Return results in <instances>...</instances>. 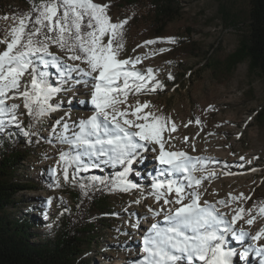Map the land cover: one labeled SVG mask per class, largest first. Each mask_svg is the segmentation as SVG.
Returning a JSON list of instances; mask_svg holds the SVG:
<instances>
[{
    "label": "rangeland",
    "instance_id": "1",
    "mask_svg": "<svg viewBox=\"0 0 264 264\" xmlns=\"http://www.w3.org/2000/svg\"><path fill=\"white\" fill-rule=\"evenodd\" d=\"M40 2L38 0L33 6ZM95 2L109 4L108 15L113 22L130 18L123 29L121 42L124 47L119 58L139 56L141 62L135 65L134 70L146 74V70L151 68L156 80H166L169 73L178 74L179 81L166 85L164 90L153 91L148 80L140 93H129L128 102L134 105L137 100L147 101L150 107L145 111L167 118L169 123L163 133L165 151L183 152L186 157L192 158V163H196L198 158L204 161L206 171H197L193 175L207 176L215 173L196 189L202 193L201 204L207 201L208 205L214 206L215 211L229 208L231 216L226 215L224 219L230 230L224 233L223 247L235 253L233 263L260 264L264 258V249L260 248V245H264V237L259 241H254L251 237L264 228V212H261L264 207V78L258 70L250 69L247 59L233 67L228 60L245 34L248 1L177 0L180 14L167 25L160 38L149 33V26L144 19L145 4L134 9H122L113 0ZM10 6L25 9V13L33 8L20 0H0V39L8 37L10 28L14 23L18 24V18L22 16L10 13ZM6 16L8 19L4 18ZM168 37L175 38V41L195 42L198 55H184L178 51L174 53L170 50L173 42L168 41ZM149 40L155 43L145 45L144 42ZM138 45L141 47H137ZM5 47L6 45L0 44V51ZM160 49L166 51L162 52ZM50 51L65 63L80 64L87 69V65L80 61L67 60V54L54 45L50 47ZM192 52L195 51L192 49ZM53 68L56 67L51 64L48 68L44 67L52 69V72ZM126 69L131 71L133 66L127 65ZM95 75L96 73L93 74ZM77 80L81 82L77 83ZM93 83L92 77L82 76L77 72H73L71 79L62 82L60 91L48 101L53 110L37 117L34 130L42 122L51 124L53 119H63L69 125V130L64 132L63 124L60 125V130L53 128L50 133L52 143L41 145L35 154L23 160L24 165L18 170L19 178L28 188L17 193L18 203L10 213L35 222L32 230L41 237L53 235L54 217L63 205L71 203L66 188L73 170L70 165L60 161V154L63 152L74 156L77 152H83V149H77L63 140L64 137L72 138V133L79 131L80 122L75 123V120H85L93 114ZM28 84L30 77L26 76L19 91ZM19 91H10L7 97H0L5 99L4 111L0 116L8 119L15 117V121H9L6 125L23 123L26 109ZM12 104H17L18 108L11 110ZM173 125L175 131H171ZM50 131L48 126L41 133L47 136ZM159 151V145L149 143L140 150L139 155L131 159L129 182L138 187L128 191H122L118 187L110 194V201L118 210V221L114 227L102 230V239L86 253L91 263L142 264L141 260L146 255L143 252V242L148 234L147 229L141 238L143 242L136 238L142 219L166 227L164 215L170 209L178 207L174 203V194L166 197L173 201L171 204H164L165 197L160 201L155 199L152 184L156 180H172L184 186L186 193L193 191L187 187L186 173L164 172L169 166L161 165L156 160ZM81 161V166L96 162L105 164L103 172L108 173L122 170L124 166L112 162L109 157L97 160L96 157L82 156ZM65 167L68 168V181L64 180ZM162 172L164 175H161ZM258 195L262 202L254 206L252 200ZM185 202H188L187 196ZM241 208H245V215L233 224L232 217ZM249 219L253 220L252 224L247 222ZM245 251L248 255L243 259ZM196 262L201 261L181 259L178 264Z\"/></svg>",
    "mask_w": 264,
    "mask_h": 264
},
{
    "label": "snow or ice",
    "instance_id": "2",
    "mask_svg": "<svg viewBox=\"0 0 264 264\" xmlns=\"http://www.w3.org/2000/svg\"><path fill=\"white\" fill-rule=\"evenodd\" d=\"M108 8L109 4L96 3L95 0H41L30 12L19 17L18 24L14 23L10 28L8 37L0 39V44L6 45L0 51V97H7L10 91H19L23 78L30 77V84L25 85L19 95L23 97L24 108L29 115L43 116L53 110L48 100L60 89L48 84L46 74L37 68V63L45 68L51 64L67 79L72 78L73 72L92 77L93 114L80 121L79 131L72 133V138L64 137L63 140L77 149H83V152H77L74 156L62 152L60 161L66 165H81L82 156L96 157L97 160L109 157L114 163L127 165L147 144L159 145L160 151L156 160L161 165L169 166L164 172L186 173L187 187L193 191L186 193L184 186L172 180H156L152 184L157 201L165 197L164 204H171L173 201L166 197L174 194V203L178 207L170 209L164 215L166 227L152 223L148 229L143 242L146 264H178L181 259H195L203 264H233V251L223 247L224 233L230 230L228 223L223 214L216 212L207 201L201 204L202 193L196 190L215 173L207 176L193 175L197 171H206L204 161L198 158L196 163H192V158L186 157L183 152L165 151L163 133L169 123L167 118L145 111L150 107L147 101L137 100L134 105L129 104V93H140L144 90L147 81L153 79V70L147 69L146 74L134 70L135 65L141 62L139 56L119 58L124 47L121 42L123 29L130 18L113 22L108 15ZM4 18L8 19L7 16ZM29 24L32 25L31 29ZM166 39L175 42L173 37ZM144 43L147 45L155 41ZM53 45L67 54V60L80 61L87 65V69L80 64L65 63L61 57L50 51ZM130 64L133 66L131 71L126 69ZM80 82L77 80V83ZM156 87L163 86L157 81L152 90H156ZM3 105L5 99L0 98V106ZM16 108L17 104L11 105V110ZM3 111L0 107V113ZM12 120L15 121L14 116ZM57 123L63 124L64 132H68L69 125L63 119ZM171 131H175L174 125ZM91 166L98 167L99 164L93 163ZM128 171L130 169L125 167L119 184L116 185L122 191L138 187L124 178ZM63 172L64 180L68 181V168L65 167ZM186 196L188 202H185ZM242 211L233 215V224L240 218ZM261 212H264V207ZM247 222L252 224L253 220L249 219ZM221 225L224 227L221 228ZM262 237L264 228L251 239L259 241ZM260 248L264 249V245H260ZM243 255L247 256L248 252L245 251ZM260 264H264V260Z\"/></svg>",
    "mask_w": 264,
    "mask_h": 264
},
{
    "label": "trees",
    "instance_id": "3",
    "mask_svg": "<svg viewBox=\"0 0 264 264\" xmlns=\"http://www.w3.org/2000/svg\"><path fill=\"white\" fill-rule=\"evenodd\" d=\"M20 1L27 6H33L38 2ZM247 1L246 31L228 60L233 67L247 59L250 69L258 70L264 78V0ZM113 2L122 9H134L145 4L144 19L149 26V33L158 38L164 35L167 25L180 14L177 0H113ZM8 11L15 16L25 14V9L15 6H10ZM31 27L29 24L30 29ZM192 49L195 52H192ZM170 50L184 55H198L195 42L175 41ZM37 68L46 74L50 86L55 85L54 87L59 88L64 80H68L60 75L57 68H53L52 72V69H44L39 63ZM72 75L73 73L71 77ZM152 77L153 79L149 80L152 88L157 81L163 86L156 87V90H164L166 85L179 81L177 73H169L166 80H156L153 75ZM38 116L29 115L26 109L21 125L8 124L0 128V264H93L86 253L92 249L93 244L102 239L104 235L102 230L114 227L118 221V210L111 203L110 194L118 189L116 185L119 184L121 173L125 167L130 169V163L124 165L122 170L112 173L103 172L105 164L100 162H96L99 164L98 167L71 164L73 175L66 188L71 203L63 205L54 217L53 235L41 237L38 232L32 230L35 222L10 213L18 203L17 193L28 188L18 175V170L24 165L23 160L35 154L41 145L52 143L50 133L53 132V128L62 129L61 124L57 123L59 120L53 119L51 124L42 122L39 128L34 130ZM78 122H80L78 119L75 120V123ZM48 126L51 131L47 136L42 135L41 132ZM124 178L129 181L130 171ZM261 202L259 195L252 200L254 206ZM240 210L243 211L239 219L246 211L245 208ZM234 260L235 253L232 262ZM141 263L146 264L144 258Z\"/></svg>",
    "mask_w": 264,
    "mask_h": 264
},
{
    "label": "bare ground",
    "instance_id": "4",
    "mask_svg": "<svg viewBox=\"0 0 264 264\" xmlns=\"http://www.w3.org/2000/svg\"><path fill=\"white\" fill-rule=\"evenodd\" d=\"M1 107L3 108V106H1ZM4 115H6V114H4ZM9 121H12V119H8V118H5L4 116H0V128H3L7 123H9ZM212 207H214V206H212ZM216 211L219 212V213H222L223 216H226V215L227 216H231V212H229L230 211L229 208H227V209H220V210H216ZM151 224H152V222H150V220H147L146 221L145 218L142 219V223H140L139 224V227H138L139 231H138V234L136 235V238L141 240L144 232L147 229L150 228ZM140 242H143V240H141ZM242 258L243 259H246V256H242ZM262 260H264V258Z\"/></svg>",
    "mask_w": 264,
    "mask_h": 264
}]
</instances>
